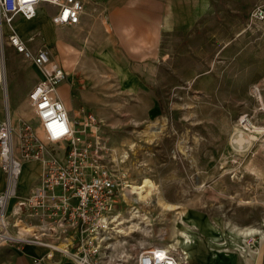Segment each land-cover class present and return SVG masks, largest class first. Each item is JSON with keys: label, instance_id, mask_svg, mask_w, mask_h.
I'll list each match as a JSON object with an SVG mask.
<instances>
[{"label": "rangeland", "instance_id": "374dc122", "mask_svg": "<svg viewBox=\"0 0 264 264\" xmlns=\"http://www.w3.org/2000/svg\"><path fill=\"white\" fill-rule=\"evenodd\" d=\"M256 1L208 0L205 12L192 18L187 32L170 36L166 55L147 71L128 64L117 44H65L80 62L64 66L70 78L58 85L59 93L79 100L72 84L84 91L88 100L82 104L102 119L116 151L124 154L131 183L149 177L157 185L145 201L132 200L135 193L123 201L130 244L170 245L179 254L203 246L211 260L230 261L232 253L239 259V244L252 237L239 235L240 229L257 226L263 232L264 132L244 152L232 146L236 129L246 130L239 124L242 113L264 125V20L250 19ZM57 28L65 40L79 41L78 27ZM42 43L44 33L30 45ZM6 71L0 116L9 106L12 115L30 118L27 91L42 74L12 47ZM40 169L25 165L24 186L36 181ZM181 231L189 233L191 245L177 242ZM258 244H247L243 255Z\"/></svg>", "mask_w": 264, "mask_h": 264}, {"label": "built area", "instance_id": "2783aa9c", "mask_svg": "<svg viewBox=\"0 0 264 264\" xmlns=\"http://www.w3.org/2000/svg\"><path fill=\"white\" fill-rule=\"evenodd\" d=\"M90 1L96 0H0L2 84L7 82V46L33 62L42 74L28 91L33 117L14 119L6 106L0 121V168L5 178L0 190V246L45 247L46 252L34 256L32 264L62 260L69 264H188L187 253H175V248L128 242L132 225L122 219L123 201L134 192L124 154L116 151L96 113L82 107L71 114L58 91L67 70L50 46L30 45L43 35L40 27L26 36L16 29V18H34L40 4L55 7L54 24L77 25ZM250 19L264 20V0L252 7ZM239 124L255 137L264 132V125L247 112L241 114ZM34 160L42 165L39 178L24 190V165ZM256 237L246 243L264 242V235Z\"/></svg>", "mask_w": 264, "mask_h": 264}, {"label": "crops", "instance_id": "0c3cea01", "mask_svg": "<svg viewBox=\"0 0 264 264\" xmlns=\"http://www.w3.org/2000/svg\"><path fill=\"white\" fill-rule=\"evenodd\" d=\"M207 1L208 0L90 1L87 3L86 11L82 15L81 22L77 25H74L78 27L80 34L78 36L79 41L77 42L74 39H68V41L65 40L62 36V30H59V32L57 31L58 25L54 24L51 20V14L55 10V7L52 5L40 4L38 6L37 15L34 18L26 19L23 16L17 17L15 26L17 31L23 36H26L35 27L41 26L43 28L44 40L47 41V43L44 44L50 46L52 50L53 47L51 44H56L54 46L56 48L57 46L60 47L59 53L55 52L54 50L53 52L58 56L62 64L64 66L66 65V67L72 66L73 62L74 64H78L80 60L78 59L79 56L76 57V54H74L73 48H68V46L65 44H83L82 41L87 40L85 44H117L128 64H140L143 67L142 70L147 71L148 66L151 67L154 61H157L166 55L164 54L166 48L165 46L166 44H171V39H169L170 36L179 31L187 32L192 18H197L205 12ZM229 1L233 2L237 0ZM258 1L259 0H257L255 4ZM255 4H253V6ZM48 7L51 8V11H48ZM8 47L11 46L6 47V63ZM79 50L81 51V49ZM70 53L72 57L69 56ZM64 54L65 57L63 56L62 59V55ZM34 66L41 74L39 68L35 64ZM40 78L41 75L39 76V79ZM68 78H70L69 75H67L66 79ZM37 81L35 80L32 83V86ZM12 86L13 83L10 82V92L13 91ZM72 86L74 87L73 84ZM73 87L71 90L73 93H77L80 96L79 100L73 95H71V99L67 96H63V98L60 93L59 95L66 103L71 114L76 115L82 107H88L82 104L83 101L88 100V98L84 91L75 89ZM11 102L13 104L16 103L14 100ZM30 112L31 114H29L27 117L32 118V109ZM3 116L4 112L0 116V121ZM19 116L22 115H12L14 119ZM22 117L25 116L23 115ZM28 163H37L40 165V168L42 167L41 162L38 160L28 161L25 163V165ZM39 174L36 181L39 178ZM4 179V174L0 168V190L4 186ZM21 186L24 190H26L30 185L28 187L24 186L21 180ZM239 235H241V233ZM192 247L190 250L193 249L195 251L201 252L203 256L199 259L195 258L194 260L189 258L191 260V264H260L264 261L263 240L259 241V244L254 249L255 252L254 250H251L249 254L243 255V251H241V256L239 259H236V255H234L236 253L230 254V261L223 257L211 260L206 254L203 246ZM45 252L46 248L37 244H25L22 249H18L12 244H4L0 246V264H32V258L34 256H41ZM219 252L225 254L226 256V251L223 249H220L218 253ZM222 254H220V256ZM188 263H190V261ZM51 264H69V262L62 260V262H53Z\"/></svg>", "mask_w": 264, "mask_h": 264}, {"label": "bare ground", "instance_id": "6f19581e", "mask_svg": "<svg viewBox=\"0 0 264 264\" xmlns=\"http://www.w3.org/2000/svg\"><path fill=\"white\" fill-rule=\"evenodd\" d=\"M6 95H8V92ZM7 103H9V97H7ZM254 138H255V135L253 133H250V132H248L244 129H240V128L236 129L235 133L232 136V146H233L235 151L244 152L251 146ZM156 186L157 185L155 184V182L151 178L145 177L141 183L132 184L131 188H132V192H134L137 195L138 200H144L145 201L153 193ZM240 233L243 236H257L259 234L264 235L262 233V229L257 227V226L252 227L250 229L248 228L245 230L240 229ZM180 234H181L182 238H181V240H177V242H184L186 244H192L193 243L192 239L190 238L189 233H187L186 231H181ZM161 247L168 249L171 246L167 245V246H161ZM239 249L242 251H246L247 250V244H245V245L239 244ZM254 252H255V250H254ZM184 253H187V256L190 257L192 260H194L195 258L199 259L203 256L201 252L195 251L193 249L190 251L185 250Z\"/></svg>", "mask_w": 264, "mask_h": 264}]
</instances>
